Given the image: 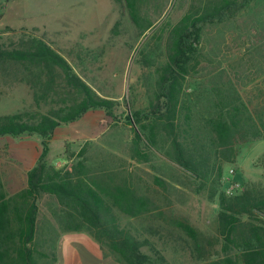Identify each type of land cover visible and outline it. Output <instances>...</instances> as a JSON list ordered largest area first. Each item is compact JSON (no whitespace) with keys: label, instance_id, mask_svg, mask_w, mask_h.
Listing matches in <instances>:
<instances>
[{"label":"trees","instance_id":"obj_1","mask_svg":"<svg viewBox=\"0 0 264 264\" xmlns=\"http://www.w3.org/2000/svg\"><path fill=\"white\" fill-rule=\"evenodd\" d=\"M114 1L125 10L137 37L147 38L135 59L142 69L143 102L141 107L135 98L125 102V121L132 131L130 159L148 163L158 153L207 185L210 198H218L212 237L193 227L186 216L174 215L178 221L173 226L185 235L200 264H264V185L245 183L241 191L226 195L220 183L224 165L236 160L237 146L264 138V102L248 99L230 77H221L225 71H214L211 56L219 47L205 51L210 29L232 22L257 0H189L173 24L162 22L161 16L158 24L152 21L144 11L149 0ZM0 66L31 72L30 79L20 81L32 89L35 104L32 111L0 115V138L42 139L26 186L14 195L0 194V264H36L33 242L38 202L44 196L58 206L64 230L89 231L125 264L151 263L141 250L145 241L120 227L114 214L117 210L137 217L157 208L148 195L137 192L128 175L89 164L82 149L76 156L65 152L62 165L46 161L57 127L93 110L115 118L117 103L100 97L42 38L0 43ZM191 82L210 87L195 92ZM261 161L264 166V154ZM152 251L159 263L165 261Z\"/></svg>","mask_w":264,"mask_h":264},{"label":"rangeland","instance_id":"obj_2","mask_svg":"<svg viewBox=\"0 0 264 264\" xmlns=\"http://www.w3.org/2000/svg\"><path fill=\"white\" fill-rule=\"evenodd\" d=\"M188 4L189 0H149L144 11L152 21L161 16L159 20L173 24L185 13ZM0 5V43L17 42L28 34L52 42L53 48L100 97L117 103L115 118L108 117L103 110H94L73 124L56 128L47 163L63 159L65 137L98 130L102 120L99 131L77 143L68 142L69 150L76 156L82 149V158L91 164L117 170L124 177L128 175L137 192L148 195L157 206L148 214L132 217L135 219L129 223L131 216L120 219L122 225L139 232L135 236L145 241L141 250L152 262L200 264L194 259L185 235L173 226L178 221L174 215L186 216L193 227L212 237L217 227L218 198H210L207 185L189 178L158 153L143 164L129 157L132 131L125 121V102L138 99L137 107L143 102L142 69L135 59L139 46L147 38L137 37L125 10L114 0H0ZM216 46L219 51L211 56L217 66L214 71L217 74L225 71L221 77H230L239 93L248 99L256 97L264 102V0H257L232 22L210 29L205 51ZM8 70L0 66V115L34 110L31 91L20 81L19 74L15 80L8 77ZM191 83L190 90L199 93L210 87L206 82ZM41 142L39 136L0 138V194L13 195L25 187L27 172L41 154ZM263 154L264 138L239 144L235 162L224 165L222 191L226 194L233 182L239 183L241 190L245 183L264 185ZM49 201L50 197L44 196L38 202L37 237L45 230L43 213ZM33 245L35 261L45 262L37 256L39 247L35 241ZM152 248L164 257V262L155 259ZM214 249L219 252V247ZM47 252L50 253L42 252L44 257L49 256Z\"/></svg>","mask_w":264,"mask_h":264},{"label":"crops","instance_id":"obj_3","mask_svg":"<svg viewBox=\"0 0 264 264\" xmlns=\"http://www.w3.org/2000/svg\"><path fill=\"white\" fill-rule=\"evenodd\" d=\"M25 34H28V33L25 32ZM27 37H36V36H34L33 34H28ZM46 44H48L52 49H54L52 46V42H46ZM56 52L59 53L58 51ZM7 74H9L8 77H11L13 80L19 77L18 74L20 75V79L27 80L31 78V75H30L31 72H28V71H22L21 73H17L15 70H8ZM83 78L84 77H82V79ZM24 85L31 91L33 107L35 110L32 89L27 84L24 83ZM93 111H89V112H93ZM89 112H87L86 114L88 115ZM76 121L72 122V124L75 123ZM102 123H103L102 120H100L99 125H98L99 126L98 130L89 129L86 133L83 132L82 134H77V136L75 137L73 136L65 137L64 138V151H63V156H62L63 159L60 161H57L56 162L57 165H60V164L62 165L65 162V159H66L65 152L68 151L69 153H74L70 151L71 149L69 150V148L67 147L68 142L77 143L78 141H81L85 139L86 137H89L93 132L99 131V129H101ZM50 140L48 142V151H49ZM83 148H86V146H84ZM86 160L88 161L89 164H91L90 160L88 159ZM56 163H50V165H54ZM114 171H117V170H114ZM22 189L23 188L17 190L15 193L19 192ZM50 200L51 201H49L48 207L45 209L43 213L45 230L42 236L40 237L35 236V240H34L39 247L38 248L39 252L37 251V256L40 257V259L42 257L44 258L43 260H46L45 262L41 264H125L119 258L117 254L110 251L101 242L97 241L95 237L93 236V234L90 233L89 231L84 230V229L76 230V231L64 230L59 208L56 205L54 200H52L51 198ZM114 214L118 220V224L120 225V227L128 230L133 235H139L138 231L133 232L131 229L121 224L120 219H121V216H124V214L120 213L117 210H114ZM38 215H39V212H38ZM131 219H135V218L130 217V220H128V223L131 222ZM37 222H38V219H37ZM55 241L57 242V245L56 243L54 244ZM53 245H54V248H52ZM46 250L50 251V253L47 252L49 255L48 257H44L45 254L42 253L43 251H46ZM35 262L36 264H39V262L37 261ZM146 264H156V263L152 262V263H146Z\"/></svg>","mask_w":264,"mask_h":264},{"label":"built area","instance_id":"obj_4","mask_svg":"<svg viewBox=\"0 0 264 264\" xmlns=\"http://www.w3.org/2000/svg\"><path fill=\"white\" fill-rule=\"evenodd\" d=\"M1 9L2 7L0 5V12H1ZM239 190H241L239 183L233 182V183H230L228 188L226 189V194L233 195L236 191H239Z\"/></svg>","mask_w":264,"mask_h":264}]
</instances>
